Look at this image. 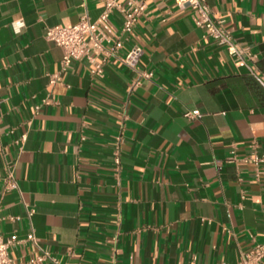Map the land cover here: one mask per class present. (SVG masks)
Returning a JSON list of instances; mask_svg holds the SVG:
<instances>
[{
	"label": "crops",
	"instance_id": "obj_1",
	"mask_svg": "<svg viewBox=\"0 0 264 264\" xmlns=\"http://www.w3.org/2000/svg\"><path fill=\"white\" fill-rule=\"evenodd\" d=\"M206 2L246 62L190 8L150 0L129 40L111 16L122 48L93 56L97 76L88 59L64 68L46 33L96 21L100 0H0V235L18 237L15 263L39 258L31 232L59 264H239L264 243V178L244 160L254 143L264 154V0ZM134 44L153 77L133 90Z\"/></svg>",
	"mask_w": 264,
	"mask_h": 264
},
{
	"label": "built area",
	"instance_id": "obj_2",
	"mask_svg": "<svg viewBox=\"0 0 264 264\" xmlns=\"http://www.w3.org/2000/svg\"><path fill=\"white\" fill-rule=\"evenodd\" d=\"M150 0H100L103 6L101 15L96 21H92L87 15L74 25H57L48 28L46 38L49 42L60 47L64 51L62 66L70 67L73 62L88 59L94 64V55L100 56L103 53L114 55L122 48L120 41H114V32L110 26V18L115 12L122 15L123 23L121 33L128 40L135 35V29L141 17L146 14L148 2ZM174 2L182 7H188L192 11L193 20L197 27L201 28L206 37L213 39L216 43L224 47L228 53L234 56L239 62H246L247 50L238 44L231 33L227 30L225 22L214 17L206 0H174ZM108 44H112L110 49H106ZM143 54V49L138 44H134L125 54L122 61L129 68L138 71V77L133 82V90L141 85L142 79L149 80L153 77L152 72L140 71L138 64ZM93 75L102 74V66L96 64L92 70ZM55 80H52L54 83ZM185 117L191 120L202 118L199 111L186 112ZM27 141V135H23L15 142L19 150H23V146ZM252 153L244 160L252 163L256 167V176L258 179L264 178V154H260L257 143H254ZM121 153L117 149L115 153V162L121 165ZM234 160V159H233ZM6 187L8 190L18 188L15 174L8 169L6 178ZM33 212H30V216ZM26 240L31 243L36 250L40 252V256L36 263L29 261L25 263H15L11 251L20 241L17 236L4 238L0 235V264H59L58 260L52 253L42 246L40 240L31 232ZM264 263V243L258 244L249 252L245 253L239 264H262ZM221 264H229L222 262Z\"/></svg>",
	"mask_w": 264,
	"mask_h": 264
},
{
	"label": "clouds",
	"instance_id": "obj_3",
	"mask_svg": "<svg viewBox=\"0 0 264 264\" xmlns=\"http://www.w3.org/2000/svg\"><path fill=\"white\" fill-rule=\"evenodd\" d=\"M25 27V23L22 18H14L12 22L13 31L19 35L22 28Z\"/></svg>",
	"mask_w": 264,
	"mask_h": 264
}]
</instances>
